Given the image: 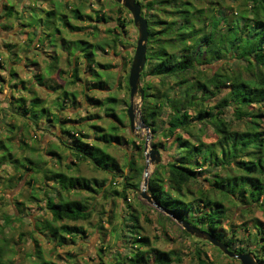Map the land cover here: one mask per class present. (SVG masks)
Masks as SVG:
<instances>
[{
  "label": "trees",
  "instance_id": "1",
  "mask_svg": "<svg viewBox=\"0 0 264 264\" xmlns=\"http://www.w3.org/2000/svg\"><path fill=\"white\" fill-rule=\"evenodd\" d=\"M64 1L69 7L70 2L74 0ZM139 2L149 26L147 62L141 77L144 78L147 75L151 78L158 77L161 85H165L168 78H174L178 82L177 90L171 94L168 91L156 93L158 88L151 78L144 80L141 115L154 133L151 146L165 150L167 145L164 139L173 138L171 148L175 147V152L170 155L169 160L164 162L163 159L162 162L154 165L149 174L148 191L158 203L157 207L168 213L167 218L178 217L187 220L226 242L230 250L237 253L252 252L260 264H264V256L259 254L260 250L264 253L263 226L258 228L259 241L256 245L260 250L257 246L250 248L248 244L243 243L233 247L235 237L233 238V235L230 237V233L228 234L223 228V220L228 215L225 200L236 203L237 206L258 205L264 209V116L248 110L256 104L260 107L264 106V0H246L245 9L237 11L239 13L237 15L214 6L200 7L192 0ZM116 4L121 6L118 2ZM3 5L7 6L5 1ZM121 8L120 12L123 9L126 10L125 7L121 6ZM56 9L57 6L54 7V13ZM71 11L76 19L83 20L87 17L89 21L92 18V15L85 14L77 3ZM99 12L100 10H97L96 17H93L94 21L106 19L105 16H100ZM11 13L10 11L8 15L3 11L1 14L9 17ZM60 18L65 26H69V31L75 32L86 27L98 28V25L91 24L90 21L88 26H77L67 17L65 19V16ZM130 22L133 23V20L131 19ZM121 23L124 24L125 21L122 19ZM31 33L32 30L29 31V39L32 42ZM121 36L123 37L121 32L114 34L113 42L122 40ZM62 40L63 44L73 46L72 52L64 56L73 70L72 81L80 80V59L83 57V61L88 62L94 70L92 64L95 61V47L103 48V46L91 44L84 39L67 41L64 36ZM70 54L73 60L70 59ZM55 57L57 64L59 55ZM221 61L222 64L219 67H212L215 62ZM33 62L36 63V61ZM54 67L56 66H51L52 69ZM61 73L62 70L59 76ZM101 75L102 72L94 70L95 80L92 88L106 87L108 83L100 79ZM1 77L0 92L3 90L1 82L4 81ZM35 78L38 84L43 83L44 75L37 73ZM24 82L22 86L28 88ZM125 83L130 91L128 76ZM92 88L86 86L84 91L92 90ZM223 89H227L224 96L217 103L209 104L210 99ZM64 93L69 97L67 90H64ZM109 98L115 99L111 96ZM31 99L33 102L30 107L27 105L29 99L25 97L12 96L11 99H5L2 103L3 107H0V113H2L0 116L5 115L6 111L12 114L9 102L17 101L18 107L24 106L19 114L25 117L29 126L47 131L50 130V126H56L67 136L65 139L63 135L59 137L62 145L69 149L75 159L72 163L70 162L71 164L66 165L69 170L74 169L71 165L76 164L77 161H90L96 168L109 173L112 177L108 193L113 199L114 197L126 199L131 189H139L143 166L139 165L134 154H128L126 165L121 166L105 147L85 140L86 134L79 130L75 131V126L70 124L74 119L66 118L61 113L62 110L73 107V105H67L65 97L59 98L55 103L58 106L56 110L45 105L39 96H33ZM21 100L27 103L23 105L20 103ZM90 100L93 104L101 103L99 98L93 96ZM229 106L235 107V117L243 121L242 129L234 128L230 120L225 118V109ZM110 110H113L112 106L106 108V115H115ZM163 115L166 116L165 121ZM194 122L202 123L200 131L203 134L205 130L202 127L210 124L218 135L217 139L213 142L203 141L198 134L191 131ZM9 123L7 124L10 127ZM92 126L97 127L96 124ZM109 129L111 131L102 133L98 137L107 145H113L114 140L121 143L120 137L113 132L118 131L119 125L111 124ZM184 131L192 133L194 138L184 137ZM158 137L161 138L157 140ZM129 143L144 157L145 139L140 140L139 143L133 140ZM10 147L6 141L0 139V162L4 160L6 162L9 158L18 169L24 166L38 172L37 162L26 157L24 159L33 164L28 166V163L25 164L13 156ZM50 154L62 158V155L54 149L50 150ZM214 156H216V162L213 163L217 169L205 168ZM125 168L128 172H125ZM46 173L45 171L44 176L48 177L46 179L51 182L53 190L45 191L44 208L50 212L51 218H46L44 221L38 220L36 228L32 231L33 234H30L36 246L24 256L32 259L31 264H56L45 257L41 243L34 238V233L43 235L57 247L69 244L68 240L71 236L79 239L85 237L86 229L71 222L88 221L92 217L93 208L84 199L71 198L66 194L72 191H99L93 186L91 179L85 176L53 169L49 170L50 176ZM210 173L212 176H209ZM26 174L27 171L21 174V177L25 178ZM118 176L121 177V190L113 185L118 182ZM201 179L208 183V188L195 186ZM106 181V179L98 181L101 189ZM16 203L17 209L21 210L22 202ZM138 220V215L131 214L125 225L127 234L124 233V237L137 233ZM11 223L12 219L6 216L4 223L0 224V264L16 262L8 255L12 239L4 235V228ZM183 230L187 235L192 236L185 229ZM23 236L25 233H20L21 239ZM132 241L138 243L137 251L130 250L124 255L120 253V257H117L114 264H151L149 253L154 255V264L182 261L180 254L173 250L163 251L153 248L150 252L142 250L141 246L150 245L147 236H135ZM202 242L207 241L202 240ZM218 250L222 252L220 248ZM15 251L16 249L11 254ZM194 254L196 264H218L201 248H196Z\"/></svg>",
  "mask_w": 264,
  "mask_h": 264
},
{
  "label": "rangeland",
  "instance_id": "2",
  "mask_svg": "<svg viewBox=\"0 0 264 264\" xmlns=\"http://www.w3.org/2000/svg\"><path fill=\"white\" fill-rule=\"evenodd\" d=\"M139 1L146 3L150 0ZM192 1L197 6L205 8L214 6L228 13L234 12V15L239 14L237 11H242L246 7L244 5L246 0ZM75 2L85 14L90 13L92 15L89 21L91 24L98 25L97 29L86 27L74 32L73 30L69 31V26L63 24L60 16H65V19L67 17L74 25L88 26L87 17L83 20L73 17L71 9L75 6ZM5 4H7L6 7L0 2L2 8V10L0 8V76L4 78V81L6 79L11 81L15 89L12 96L29 99L28 103L26 102L29 107L33 102L31 97L39 96L45 102V105L53 110L58 107L55 105L58 99H64L65 97L67 105H73V107H68L66 110H62L61 113L66 118L71 117L74 119L70 124L75 126V131L84 132L87 136L85 140L88 142L105 147L121 166L126 165L128 154H134L139 165L143 166L140 184L142 185L146 167L145 151L143 157L139 153L140 151L136 152L135 147L129 141L133 140L139 143L140 140L146 139L147 133H150L152 137L149 140V147H152L151 140L154 133L150 128L146 130L138 126L137 121L139 114L142 113L143 103L139 95L135 98L140 112L137 115L134 129L130 126L127 114L130 91L127 89L125 80L129 75L138 36L137 27L134 22H130L131 19L133 20L131 12L127 8L120 12L119 9L124 6L122 4L121 6L117 5L115 0H74L70 2L69 7L64 0H6ZM56 6V13H54L53 10ZM97 10H100V16H105L106 19L94 21ZM143 10L145 11V9ZM3 11L7 14L10 11L12 13L8 17L1 14ZM2 15L5 16L2 17ZM122 19L125 21L124 24L121 23ZM30 30H32V42L29 39ZM118 32L123 33V37L121 36L122 40L119 39L115 43L113 42V35ZM62 36L67 41H70V39H84L91 44H102L103 48L95 47V61H93L92 68L102 72L100 79L106 80L108 83L104 89L92 88L95 80L94 70L91 69L88 62L83 61V57L79 62L80 80L72 81L74 79L73 70L65 61L64 56L72 52L73 46L67 43L63 44ZM56 55H59L57 64L55 62ZM69 57L73 60L72 54ZM33 61H36V63ZM221 64L222 61L215 62L212 67L217 68ZM54 65L56 67L52 69L51 66ZM60 70H62V73L59 76ZM37 73L44 75L43 83H37L38 81L35 78ZM146 78L150 79L151 77L148 75L144 78L141 77L142 86ZM151 80L158 88L155 91L156 93L158 91H168L172 94L178 88V82L174 78H168L165 85H161L158 77H152ZM23 81L29 89L22 86ZM86 86H90L92 90L85 89L84 91ZM64 90L69 92V97L65 93L63 94ZM226 92L227 89H223L213 96L209 104L217 103ZM0 93V107H3L5 94L2 91ZM91 96L99 98L101 103L93 104V101L90 100ZM109 96L115 97V99H110ZM20 103L26 104L22 100ZM18 104L17 101L9 102L12 114L6 111V116H0V139L11 146V153L21 162L28 163V160L24 159L26 157L37 162L38 172L29 170L24 166L18 169L9 158L6 162H4L5 160L0 162V224L4 223L6 216L12 219V223L4 228V235L12 239L8 255L17 262L14 264L32 263V259L24 256L25 253L32 251L33 247L36 246V242L30 238V234H33L32 231L36 228L38 220L44 221L46 218H51L50 212L44 208L45 191L53 190L50 185L51 182L44 175L46 171V174L50 176L49 170L51 169L85 176L91 179L93 186L99 190L92 192L72 191L70 194H66L71 198L84 199L93 208L92 217L88 221L71 222L86 229L83 239L71 236V239L68 240L69 244L57 247L43 235L38 234V232L34 233V238L41 243L45 257L56 264H114L117 257H120V253L124 255L130 250L137 251L138 243L132 241L135 236H147L149 238L150 245L148 247L141 246L142 250L150 252L153 248L163 251L173 250L179 253L182 261L172 262L171 264H196L194 254L196 248H201L218 264H242L239 259L230 257L223 251L220 252L218 247L208 240L187 235L183 230V226L175 217L167 218V212L141 197L137 189H131L126 199L119 197L113 199L108 193L112 176L96 168L92 162L77 161L76 164L71 165L74 169L69 170L66 165L71 164L75 159L69 149L62 145L59 137L63 135L65 139L67 136L56 126H50L49 131L29 126V122L25 117L19 114L23 111L24 106L18 107ZM109 106L113 107L110 112L115 115H106V108ZM234 109V106L226 107L225 118L230 120L234 128L242 129L244 126L243 121L235 117ZM248 110L264 116V106L260 107L256 104ZM6 117H8L7 120ZM163 118L165 121L166 116L163 115ZM8 122L11 124L10 127L7 124ZM116 123L119 125V129L117 132H113L120 137L122 142L114 140L113 145H107L98 136L111 131L109 129L111 124ZM92 124H96L97 127H93ZM201 126L202 123L194 122L191 131L198 134L205 142H213L217 139L218 135L210 124L202 127L205 130L204 134L200 131ZM183 136L190 139L194 138L192 133L187 131L183 132ZM160 138L158 137L157 140ZM164 140L167 149H158L165 162L169 160L171 154H174L175 147L171 148L173 138ZM52 149L59 152L62 158L50 154ZM213 162H216V156L211 158L210 164H206L205 168L217 169ZM32 165V163H28V166ZM153 168L154 165H150V171ZM124 170L128 172L127 168ZM26 171L25 178H22L21 174ZM209 176H212V174ZM103 179L107 181L101 189L98 181ZM117 181L113 185L121 190L120 176H118ZM195 186L208 188V183L201 179ZM51 192L50 194H52ZM18 201L22 202V205H20L21 210L17 209L16 202ZM225 204L228 215L223 220V228L228 234L230 233V237L232 235L233 238L235 237L232 246L236 247L243 243L248 244L250 248L257 246L260 250L256 244L259 241L258 228L264 227V209L258 205L250 207L237 206L236 203L228 202V200H225ZM133 213L139 216L137 233L124 237V233L127 234L125 225ZM22 232L25 233V236L21 239L20 233ZM262 236H264V233H262ZM128 239L129 242L125 241ZM202 240L207 242H202ZM15 249V253L11 254ZM259 254L264 256L261 250ZM149 256L151 264H154V255L149 253Z\"/></svg>",
  "mask_w": 264,
  "mask_h": 264
},
{
  "label": "water",
  "instance_id": "3",
  "mask_svg": "<svg viewBox=\"0 0 264 264\" xmlns=\"http://www.w3.org/2000/svg\"><path fill=\"white\" fill-rule=\"evenodd\" d=\"M127 8L133 17L134 25L137 27L138 36L136 40L135 52L131 61V66L128 75V84L130 88V102L127 108V114L129 117L130 126L132 129L135 128L136 118L140 112L138 103L135 102L137 95L140 96V100L144 97V88L141 84V74L145 68L147 62V42L149 39L148 30V19L142 13V5L138 0H115ZM138 126L149 130V126L144 122L142 116L139 114ZM152 137L150 133H147L145 139V157L146 167L144 170V179L141 187L137 189V192L141 197L146 199L148 202L159 206L158 203L153 199L152 195L148 191V179L150 174V165H156L163 161L162 154L159 149L149 147V140ZM175 219L183 226V228L191 235L208 240L213 245L220 248L224 253L230 257H234L240 260L242 264H260L252 252H240L237 253L230 250L228 244L219 238L213 236L209 231L204 230L187 220L175 217Z\"/></svg>",
  "mask_w": 264,
  "mask_h": 264
},
{
  "label": "crops",
  "instance_id": "4",
  "mask_svg": "<svg viewBox=\"0 0 264 264\" xmlns=\"http://www.w3.org/2000/svg\"><path fill=\"white\" fill-rule=\"evenodd\" d=\"M4 1L6 2V0H1L2 5H3ZM1 10H2V8H1ZM1 13H3V12H1ZM1 83L3 84L2 93L5 94V99H7V98L11 99L12 95L15 92L14 86L11 84V81L9 79H6L5 81H3Z\"/></svg>",
  "mask_w": 264,
  "mask_h": 264
}]
</instances>
